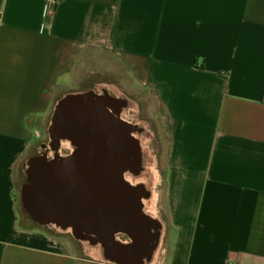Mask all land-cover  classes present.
Returning <instances> with one entry per match:
<instances>
[{
  "label": "crops",
  "instance_id": "obj_1",
  "mask_svg": "<svg viewBox=\"0 0 264 264\" xmlns=\"http://www.w3.org/2000/svg\"><path fill=\"white\" fill-rule=\"evenodd\" d=\"M89 63L123 70L166 141L165 264H264V0H0V264H89L16 198Z\"/></svg>",
  "mask_w": 264,
  "mask_h": 264
},
{
  "label": "water",
  "instance_id": "obj_2",
  "mask_svg": "<svg viewBox=\"0 0 264 264\" xmlns=\"http://www.w3.org/2000/svg\"><path fill=\"white\" fill-rule=\"evenodd\" d=\"M114 103L119 104L94 92L58 101L49 129L53 146L68 140L76 148L67 157L33 159L21 201L35 223L70 229L78 240L106 248L116 244V236L127 237L131 244L117 243L107 258L143 264L154 253L158 223L143 211L142 187L125 180L128 170H138L141 149L136 128L108 109Z\"/></svg>",
  "mask_w": 264,
  "mask_h": 264
},
{
  "label": "rangeland",
  "instance_id": "obj_3",
  "mask_svg": "<svg viewBox=\"0 0 264 264\" xmlns=\"http://www.w3.org/2000/svg\"><path fill=\"white\" fill-rule=\"evenodd\" d=\"M111 65L113 66L115 64L112 63ZM97 70L98 68L94 69L91 63L86 64L84 71L79 73L74 82L71 83L68 88L63 90V92H66V95L94 92L99 96L109 94L113 98H119L118 96L121 95V98L126 99L127 104L125 109L127 110V115L123 117V120L136 128L133 132V137L138 140L141 149L139 168L136 172H132L134 177H136V181L134 182L135 185L133 186L142 187L144 191L143 199L151 200L155 218L161 226V239L158 244L155 245L151 259H144L142 262L143 264H165L170 254L172 244L171 225L169 224L168 215L164 207L165 157L167 153L166 141L159 132L156 121L148 118L146 107L139 100L140 96L131 97L124 91L120 79L121 76L123 77V70L117 65L114 69H102L101 72ZM104 90L106 92H104ZM52 115L50 120L47 121L45 127L39 130L35 143L20 163V173L16 182V198L21 208L22 215L29 220L32 226L46 232L64 245L68 251L89 261V264H120L117 261L118 258H116V260L110 259L106 262L96 260V258L100 255L103 256V251L105 252V255L111 256L112 252H110V248L117 245V243L119 244V242L129 243L130 240L127 237L117 236V240H115L116 244L112 247L106 246V248L100 242L93 244L89 241H80L76 239L71 232H68V230L62 231L54 225L41 226L35 223L23 207L21 190L28 182V172L31 169L32 160L40 156H46L48 160H53L58 157H67L74 151L73 145L68 140H62L60 147L56 150L54 149V139L49 132ZM135 134L141 136L144 142V147L147 149L145 153L143 152L141 143ZM84 243H87L93 250L87 248ZM103 248L105 250H103ZM122 264H127V261L125 260Z\"/></svg>",
  "mask_w": 264,
  "mask_h": 264
},
{
  "label": "bare ground",
  "instance_id": "obj_4",
  "mask_svg": "<svg viewBox=\"0 0 264 264\" xmlns=\"http://www.w3.org/2000/svg\"><path fill=\"white\" fill-rule=\"evenodd\" d=\"M104 92H106L105 90H104ZM106 94V93H105ZM106 95H109V94H106ZM105 95V96H106ZM119 95V94H118ZM110 96V95H109ZM119 98H115V100L117 101V103H119V104H110L109 106H108V109L110 110V112H112L116 117H118L120 120H123V117L124 116H126L127 115V110L125 109L126 108V104H127V101H126V99H124V98H121V95H119L118 96ZM135 136L139 139V141H140V143H141V146H142V149H143V152L145 153L146 151H147V149L144 147V142H143V140H142V138H141V136L140 135H137V134H135ZM61 141L62 140H59L58 142H56L55 144H56V147L54 146V149L56 150V149H58L59 147H60V144H61ZM72 144V143H71ZM73 145V149L75 150V148H76V146L74 145V144H72ZM46 157V156H45ZM125 180L128 182V183H130L131 185H135V181H136V177H134V174L130 171V170H128L127 172H126V174H125ZM143 211H144V213L146 214V215H148L149 217H151L153 220H155L157 223H158V221L156 220V218H155V215H154V212H153V205H152V202H151V200H144L143 199ZM161 219V218H160ZM60 229V228H59ZM62 230V229H61ZM62 231H64V230H62ZM68 232H71L72 233V231L70 230H68ZM153 232H154V234H156L157 235V241H156V244H158V242L160 241V239H161V226H160V224L158 223V227L157 228H155L154 230H153ZM80 241H89L90 243H93L92 241H90V240H84V239H79ZM115 240H117V236L115 237ZM86 246H87V248H89L90 250H93L92 249V247H90L87 243H84ZM94 244V243H93ZM119 244L121 245V244H124V245H130L131 243L129 242V243H122V242H119ZM103 250H105L104 248H103ZM102 254V253H101ZM98 256V255H97ZM96 256V257H97ZM96 260H102V261H109L110 260V258H107V256L105 255V252L103 251V256H98V258H96Z\"/></svg>",
  "mask_w": 264,
  "mask_h": 264
},
{
  "label": "built area",
  "instance_id": "obj_5",
  "mask_svg": "<svg viewBox=\"0 0 264 264\" xmlns=\"http://www.w3.org/2000/svg\"><path fill=\"white\" fill-rule=\"evenodd\" d=\"M51 2H56L57 0H50ZM228 264H235V263H228Z\"/></svg>",
  "mask_w": 264,
  "mask_h": 264
}]
</instances>
